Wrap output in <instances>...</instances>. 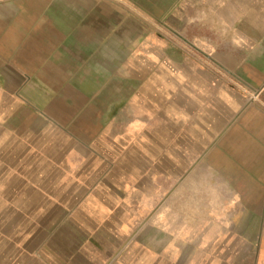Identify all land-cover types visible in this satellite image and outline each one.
<instances>
[{
	"label": "crops",
	"instance_id": "1",
	"mask_svg": "<svg viewBox=\"0 0 264 264\" xmlns=\"http://www.w3.org/2000/svg\"><path fill=\"white\" fill-rule=\"evenodd\" d=\"M212 1L217 11L251 7L250 0ZM171 3L45 0L31 28L18 29L24 43L10 52L11 63L19 57L10 65L22 82L17 86L49 82L72 89L83 103L103 105L111 98L107 88L128 87L130 99L120 104L136 112L128 119L124 108L117 112L112 145L71 135V144L44 157L60 192L29 184L35 194L51 193L57 211H36L10 264H264V30L250 48L235 43L233 17L216 18L226 21V37L224 50L209 53L213 70L165 54V96L152 87L141 93L138 72L154 68L139 63L153 59L147 24L157 12L159 21L172 22ZM68 96L57 94L56 102H76L61 100ZM162 167L168 210L138 211L143 200L153 201L154 169ZM188 190L193 211H170L171 195L181 205Z\"/></svg>",
	"mask_w": 264,
	"mask_h": 264
},
{
	"label": "rangeland",
	"instance_id": "2",
	"mask_svg": "<svg viewBox=\"0 0 264 264\" xmlns=\"http://www.w3.org/2000/svg\"><path fill=\"white\" fill-rule=\"evenodd\" d=\"M44 1L0 0V264H10L9 260L16 255L13 247L16 243L23 242L26 227L37 219L36 211H57L47 197L51 193L35 194L29 184L31 182L33 185L41 186L54 195L60 192L53 175L54 169L49 159L44 157L55 156L59 146L71 144V135L79 143L112 145L117 138L114 134L119 130L120 124L119 120L114 119L117 112L124 108L127 119L130 113L136 112L131 105L124 104V100L129 101L131 96V88L128 87L122 91H119V88H107L111 98L103 105L97 102L83 103L81 97L71 95L72 89L45 86L49 82L41 86V81H30L22 87L17 86L22 82L16 74L14 75L10 65L15 64L13 60L17 62L19 57L15 54L11 63L10 52L23 40L22 31L26 32L31 28L28 22L33 16L40 15L45 10V7H41V2ZM108 1L122 3V0ZM172 2L169 9L175 18L172 22L165 24V16L162 18L163 21H159L161 13L157 12L159 18H154L147 24L148 32L153 36V59L148 56L152 61L139 59L140 64L153 63L154 68L150 73L149 70L138 72L140 85L138 91L143 93L152 87L158 98L165 96V54L171 61L172 59L181 61L185 56L191 64L193 62L202 68L213 70L209 53L211 49L224 50L226 19L228 21L231 17L234 19L233 30L238 37L235 43L242 45L243 41L246 45L248 42L250 48L257 47L259 43L257 33L264 30V1H260L259 8L257 0H250V8L235 4L234 9L224 8L219 11L211 8L214 3L212 0ZM220 16L225 18L222 24L219 21L216 23L215 20ZM18 29H22L20 34ZM228 31L230 32V29ZM246 32L250 34L249 40ZM241 33H244L243 36ZM140 43L144 45L145 40ZM247 58L252 59L253 56L250 54ZM254 60L255 63L258 62L257 57H254ZM33 67L34 65L31 69ZM2 73L10 80L2 79ZM98 89L88 90L95 92ZM80 91L84 92L86 89ZM245 91L246 96L254 95L251 91ZM57 94L63 96L69 94L61 100L73 99L76 102L58 103L56 99L60 97H57ZM113 96L118 98L114 99ZM121 99L124 105L120 104ZM159 153L160 151L155 149L154 155ZM154 171V199L152 202L148 201V204L143 200L138 211H147V207L152 211L168 210V201L165 200V167L155 168ZM52 178L54 185L50 183ZM43 196L46 198L43 199ZM185 196L189 200L184 199L179 205L180 201L173 200L171 195L170 211H193V191L188 190ZM45 221L49 223L50 218ZM30 233L33 235V232Z\"/></svg>",
	"mask_w": 264,
	"mask_h": 264
}]
</instances>
